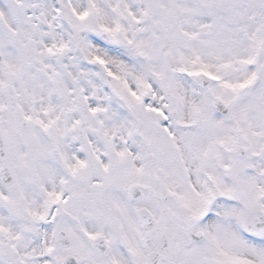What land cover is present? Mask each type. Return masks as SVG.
I'll list each match as a JSON object with an SVG mask.
<instances>
[{
  "label": "snow or ice",
  "instance_id": "1",
  "mask_svg": "<svg viewBox=\"0 0 264 264\" xmlns=\"http://www.w3.org/2000/svg\"><path fill=\"white\" fill-rule=\"evenodd\" d=\"M0 264H264V0H0Z\"/></svg>",
  "mask_w": 264,
  "mask_h": 264
}]
</instances>
